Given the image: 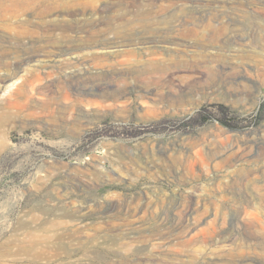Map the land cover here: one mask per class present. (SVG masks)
<instances>
[{
  "label": "rangeland",
  "instance_id": "374dc122",
  "mask_svg": "<svg viewBox=\"0 0 264 264\" xmlns=\"http://www.w3.org/2000/svg\"><path fill=\"white\" fill-rule=\"evenodd\" d=\"M85 1L65 0L70 17ZM126 5L133 11L114 10ZM89 6L96 17L74 22L70 36L18 27L17 40L0 42L12 55L7 71L14 74L29 52L52 64L55 52L46 51L79 44L93 26L146 40L171 27L195 26L192 46L179 48L193 49L198 60L219 50L210 64L226 65L225 79L194 83L209 70L193 65L188 72L194 76L175 77L177 87L146 89L140 82L129 88L127 113L87 101L69 108L81 88L88 93L83 98H97L98 91L82 87L92 71L116 75L138 64L124 57L109 67L92 64L81 78L63 76L61 86L59 70L53 72L35 83L51 85L48 96L29 86L37 105L13 128L0 130V264H245L246 257L264 264V64L258 62L264 0H89ZM4 11L6 22L23 17ZM125 44L129 50L140 43ZM232 55L244 56L236 71L226 63ZM152 56L166 58L163 51ZM18 73L13 81L24 71ZM159 91L173 100L182 94L185 106L164 100L151 108ZM76 127L85 129L82 136Z\"/></svg>",
  "mask_w": 264,
  "mask_h": 264
},
{
  "label": "bare ground",
  "instance_id": "6f19581e",
  "mask_svg": "<svg viewBox=\"0 0 264 264\" xmlns=\"http://www.w3.org/2000/svg\"><path fill=\"white\" fill-rule=\"evenodd\" d=\"M58 1L59 0H0V19L3 20L6 19L5 14L7 13H5L4 10H8V9L9 11H13L14 13L18 12V14L23 15L22 18L17 19L16 21L13 20L12 22L10 21L6 22L4 20L5 22L2 23L3 26L0 27L4 30L7 28H11L13 31L9 32V31L0 30L1 31L0 42L7 41L10 43L13 40H17L19 38L18 27H22L25 29H27L28 27H33L38 29L41 28V30L42 27H48L49 29L60 31L61 36L63 37L70 36V33L75 29L76 23L74 22L85 21L84 23H87V20L96 17L95 10L93 11V9H90L89 0L83 2L82 4L83 7L82 8L80 7L81 11L78 12V15L76 17H70V15L72 14H69V9L68 10L66 9L67 6L65 8V0H61L63 4H61V2L58 3ZM93 1L90 0V2ZM101 1L105 2L106 0H101ZM123 2L125 4L132 5L134 0H123ZM122 9L126 11L128 10L133 11V7L127 5L124 7L114 8V10H122ZM100 11L102 13V10ZM13 12H10L11 16L14 15ZM174 16L175 15H172V17ZM169 18H170L169 16L163 17L161 23L168 22L170 20ZM127 23H129V21ZM186 28L187 30L183 32V31H178L179 29L177 27H171V30L162 33L160 36L152 37L150 40H146V38L140 36L133 37L132 35L129 34L121 35L118 32H115L114 35H106L103 34L107 31L106 28L93 26L91 27V29L90 28L88 29L85 35H82L80 37L79 44L69 48L60 47L54 50L46 51V53L49 52V56H51L52 51L55 52V56H54L55 60L52 64L47 65L45 63L47 60L42 58V53L29 52L26 55V57H24L22 61L18 63L19 65L15 67L17 68V70L15 71L14 74H11L9 73V71H7L9 70L10 67L11 60L9 61V58H11L12 56L11 53H9L6 49L0 47V67L1 68L5 67L6 69V72L0 73V130H2L3 128L12 127L13 124L19 121V119L21 120L27 118V115H29L30 110L37 105L35 103L36 99L34 97V94L31 93L32 94L31 95L28 93L27 88L29 86H31L32 91L35 93L42 94L44 96H48L51 94V92L49 93V87L51 85L47 84L46 82L43 84H35V83L48 80V78L52 76V73L58 72V70H59V74L56 80H58L59 86H61L63 76L64 77H66L67 75H70L69 77L80 76L81 78L82 71H87L91 67V65L95 63L104 64L106 65V67L113 66L116 62L118 61L122 62L123 60H127V61L129 60L130 63L132 60L134 63H138L137 65H134L133 67H129L128 69L121 71L116 75H105V73H102V71L100 72L98 71V73H93L92 71L91 76L87 78H83L84 80L85 79L87 80L85 81L84 84L82 83L83 84L82 87L83 86L89 87L92 89L93 92L98 91L95 93V95L96 96L98 95L99 98L98 96L97 98L96 97L83 98L84 96H87L86 94L88 93L84 91L83 88H81L82 89L81 91L77 90L78 91L77 94L79 96L72 99V103L69 107L70 110H72L75 107V105H77V102L87 101L92 104H98L97 106L102 105L109 108L121 109L120 110L121 112L127 113L130 110V107L129 108L127 107L131 98V96L129 95L130 86L139 87L140 85L139 83L144 82L146 89H149L150 86H158L160 87L159 90H161V88H164V85L166 83L169 86V88L177 87L180 86V84L179 83L177 84V82H175V77H177V79L181 81H184L187 78L194 76L193 74L188 72L191 71L190 69L193 67V65L194 67L195 65H201L202 67L207 68L209 70L207 78L204 79V75L201 77H195L194 79H192L194 83L201 82L202 80L205 83L206 81L208 82L209 80L210 82H214L216 79L215 77L217 76L219 77V81L220 80L223 81L225 79L224 77L227 72L226 65L225 66L223 64L220 65L219 63L218 67L214 68L210 64L213 63L214 61L219 60V56L221 55V52L219 50H215L208 54L207 53L203 54L202 52L200 56L203 57V60H198V53H196L193 49L189 48L190 52H188L185 51L184 49L179 48V46L190 47L193 44L188 36L195 35L197 27L190 26ZM20 32H22V30H20ZM29 33L30 32H28V34ZM23 35L25 36V34ZM133 40L137 41V43H140L141 45L139 44L138 46L129 50L123 47L124 45H126L125 43L127 41H133ZM151 42H153V45L152 44L150 45ZM97 46H99V48ZM205 50H207V48H205ZM160 51H163V53H165L166 58L158 59L152 56L156 52H160ZM263 53L260 51L259 55L261 56V58L258 59V62L261 64H264ZM63 54H67V56L61 57L60 55ZM57 56H59V58ZM119 57H124V58H122L123 60L120 61L118 60ZM243 57L232 55L230 59L228 58V62L226 63H228L229 67L232 70L236 71L237 68L238 69L240 68L241 63L243 64V62L241 61ZM235 60L237 61L235 62ZM139 62H142V65H139ZM199 62L201 64H199ZM171 68H175L177 70L176 71L173 70L170 76L166 78L165 73L169 71ZM19 69H22L24 71V74L21 77H19L17 80L13 81L15 76L19 74L18 73ZM103 76H109L111 78L113 77L116 79L113 80L112 78L111 80L103 82L102 81ZM78 82L79 81H77L76 84H78ZM68 83L70 84V86L73 85L72 81H68ZM74 88L75 87H73V89ZM155 89L157 88L155 87ZM181 90L182 89L180 88V91ZM159 92H160L159 98L152 99L155 100L154 101L155 104L152 101L154 105H151L150 106L151 108L153 109L155 108L156 110L157 108L162 107L160 104L164 100L168 101L169 106H174L175 108L185 106L184 104L186 101L183 99L184 97L182 94L177 96L176 100H173L172 97H169L167 91L166 92L159 91ZM59 93L65 98L68 99L71 98L68 91H59ZM75 119H79V117ZM75 131H76L75 133L76 136L80 137L83 135L85 129L83 130L79 127H76L73 132ZM259 222L260 220L258 219L254 220L255 224ZM245 259H246L245 264L253 263L249 261L251 260L250 258L246 257ZM214 264H216V262H214Z\"/></svg>",
  "mask_w": 264,
  "mask_h": 264
}]
</instances>
